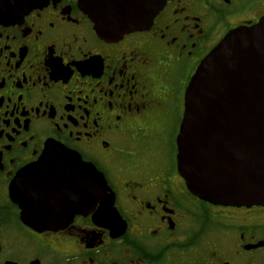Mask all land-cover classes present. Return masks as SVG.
<instances>
[{
    "label": "flooded vegetation",
    "instance_id": "af4514ba",
    "mask_svg": "<svg viewBox=\"0 0 264 264\" xmlns=\"http://www.w3.org/2000/svg\"><path fill=\"white\" fill-rule=\"evenodd\" d=\"M262 19L264 0H167L148 29L105 40L80 0H0V264H264V206L193 194L176 143L201 61ZM58 144L104 174L109 214L23 220L14 184L29 167L46 181Z\"/></svg>",
    "mask_w": 264,
    "mask_h": 264
},
{
    "label": "water",
    "instance_id": "95a60500",
    "mask_svg": "<svg viewBox=\"0 0 264 264\" xmlns=\"http://www.w3.org/2000/svg\"><path fill=\"white\" fill-rule=\"evenodd\" d=\"M166 2L80 0L105 40L148 29ZM176 143L178 170L193 194L216 204L264 206V19L234 29L201 61L185 91ZM41 164L46 181L29 167L13 187V198L28 205L26 223L61 225L98 202L105 214L113 210L104 174L76 151L52 145ZM42 186L47 192L37 193ZM59 204L62 215L39 210Z\"/></svg>",
    "mask_w": 264,
    "mask_h": 264
}]
</instances>
